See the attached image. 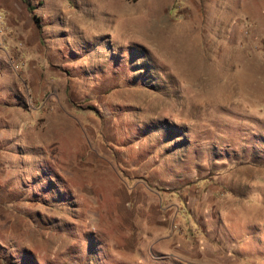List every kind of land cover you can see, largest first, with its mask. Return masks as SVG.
I'll return each mask as SVG.
<instances>
[{"label":"rangeland","instance_id":"1","mask_svg":"<svg viewBox=\"0 0 264 264\" xmlns=\"http://www.w3.org/2000/svg\"><path fill=\"white\" fill-rule=\"evenodd\" d=\"M29 1L41 32L0 0V264H264V0Z\"/></svg>","mask_w":264,"mask_h":264},{"label":"built area","instance_id":"2","mask_svg":"<svg viewBox=\"0 0 264 264\" xmlns=\"http://www.w3.org/2000/svg\"><path fill=\"white\" fill-rule=\"evenodd\" d=\"M6 30H7V25L5 22V14L2 11V12H0V43H2L3 37L6 34ZM18 45L22 46L23 43L19 42ZM20 60H22V58H20Z\"/></svg>","mask_w":264,"mask_h":264},{"label":"trees","instance_id":"3","mask_svg":"<svg viewBox=\"0 0 264 264\" xmlns=\"http://www.w3.org/2000/svg\"><path fill=\"white\" fill-rule=\"evenodd\" d=\"M24 1L27 3V8L32 13V17L34 18L35 22L37 23V27L39 31L41 32L42 25L41 23H39V17L34 13L35 6L29 0H24Z\"/></svg>","mask_w":264,"mask_h":264}]
</instances>
